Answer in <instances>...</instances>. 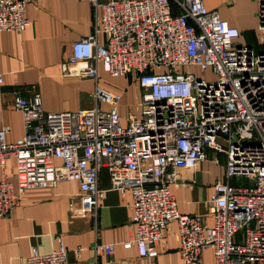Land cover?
<instances>
[{
	"label": "built area",
	"instance_id": "1",
	"mask_svg": "<svg viewBox=\"0 0 264 264\" xmlns=\"http://www.w3.org/2000/svg\"><path fill=\"white\" fill-rule=\"evenodd\" d=\"M259 3L264 47V0ZM98 14L93 32L73 43L68 74L93 75L98 65L112 76L133 75L141 96L127 124L119 114L123 93L96 86L93 105L77 112H46L40 92L17 94L25 135L7 142L0 130V165L16 161L14 184L3 171L0 219L9 218L31 189L78 182L105 198L99 175L111 190L132 195L133 237L123 244L141 257H158L172 222L182 264H201L212 250L215 264H264V48L239 41L240 31L204 0H90ZM28 0H0V32L30 24ZM106 35L104 44L98 36ZM4 78L0 74V89ZM108 105V108H104ZM225 159L224 182L208 203L213 218L182 215L171 192L179 170H196ZM246 177L251 186L233 180ZM83 249L74 251L80 256ZM112 257L116 244L94 246ZM68 250H38L24 264H69Z\"/></svg>",
	"mask_w": 264,
	"mask_h": 264
},
{
	"label": "crops",
	"instance_id": "2",
	"mask_svg": "<svg viewBox=\"0 0 264 264\" xmlns=\"http://www.w3.org/2000/svg\"><path fill=\"white\" fill-rule=\"evenodd\" d=\"M204 3L239 29V41L257 50L264 48L259 41L262 33L256 0H204ZM98 14L90 0H28L27 28L0 32V74L4 78L0 89V130L4 126L10 128L8 143H15L25 135L22 114L15 107L17 94L29 96L38 91L45 111L60 113L77 112L93 105L96 86L117 91L101 83L102 75L109 74L101 63L98 79L90 74H68V68L83 66L71 64L73 43L93 32ZM98 39L104 44L106 35L100 34ZM135 88L140 91L137 82ZM124 98L123 93L118 111L127 124ZM136 112L135 105L132 113ZM214 157L208 151L207 161L194 171L179 170L171 185L179 213L204 217L207 224L213 223L208 203L215 186L226 180L224 157L219 164ZM3 171L16 190L14 158L8 159L4 168L0 165V181ZM99 188L108 191L103 199L83 192L78 182L28 190L11 216L0 219V264H24L33 250L49 254L57 251L60 244L69 252V264H182L180 243L175 236L177 222H172L165 231L158 257H141L136 246L129 249L123 246L136 232L131 193L111 190L106 170L100 172ZM96 244H116V252L112 257L96 256ZM79 248L83 251L77 256L74 251ZM201 264H215L212 250L203 253Z\"/></svg>",
	"mask_w": 264,
	"mask_h": 264
},
{
	"label": "rangeland",
	"instance_id": "3",
	"mask_svg": "<svg viewBox=\"0 0 264 264\" xmlns=\"http://www.w3.org/2000/svg\"><path fill=\"white\" fill-rule=\"evenodd\" d=\"M136 78L131 75L124 76H112L110 74H103L101 78V83L108 85L109 87L114 88L117 91L124 93V113L126 121L128 120L129 115L132 113L134 106H137V97L141 96V90L135 88ZM133 103V105H132ZM126 122H124V125ZM225 175V174H224ZM234 186L248 187L251 186V182L246 177H239L236 180L232 181Z\"/></svg>",
	"mask_w": 264,
	"mask_h": 264
}]
</instances>
